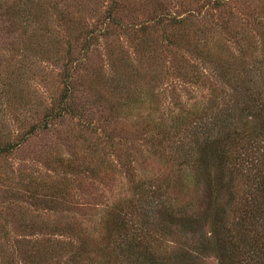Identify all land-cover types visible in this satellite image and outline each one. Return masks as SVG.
<instances>
[{
	"label": "rangeland",
	"instance_id": "1",
	"mask_svg": "<svg viewBox=\"0 0 264 264\" xmlns=\"http://www.w3.org/2000/svg\"><path fill=\"white\" fill-rule=\"evenodd\" d=\"M262 102L264 0H0V264H129L123 212L159 264H219L200 245L222 207L250 227Z\"/></svg>",
	"mask_w": 264,
	"mask_h": 264
},
{
	"label": "trees",
	"instance_id": "2",
	"mask_svg": "<svg viewBox=\"0 0 264 264\" xmlns=\"http://www.w3.org/2000/svg\"><path fill=\"white\" fill-rule=\"evenodd\" d=\"M254 103L258 104L255 101ZM262 106L263 107L260 108H253L255 110L253 111V114L257 113V118L261 117V114L264 112V103ZM227 122L228 125L232 124L229 120ZM226 128L229 129V126ZM228 129L223 133L228 132ZM252 135L258 139L257 142H259L261 139L262 143H264V124L260 129L255 130ZM226 138V141H230V137L227 136ZM212 143L216 145L220 144L218 140H215L214 142L208 141V146L212 147ZM230 144L231 143L229 142V145L225 147L222 145V148H218L216 146V149L208 150L209 147L206 149V153H204L205 158H207V155L208 157H211L209 162L206 163V166H208L207 168H213L214 164L216 163L215 161H218L217 163L219 164L220 169H227L228 162L231 161L229 150L233 147V145ZM254 156L255 155L253 154V157ZM255 164H250L249 162L247 163V166L254 165L252 174L255 177L256 184L251 186L253 187L252 196L255 197L252 198L251 196L249 198L250 202L248 201L249 203L245 204V209L248 210L246 213L251 220L249 224L250 227L244 225V223L240 221L237 224L227 227L230 216L228 212L222 207V210L216 213L218 217L217 220L214 221L215 229L214 231H211L210 238L207 237L204 242V246L203 243L200 245L202 249L205 248L212 251L219 264H252V262H255L256 260L261 261V264L262 262L264 264V229H259L260 220L263 221L264 225V216L262 215L264 209V155H262L261 159L258 160V163L256 165ZM234 169H236V167H234ZM248 181L251 183L250 177ZM231 190L232 189L229 187H227L225 190L229 198H233V193ZM154 196L155 194L153 195V198ZM256 197L261 198L262 200H256ZM142 199L143 196L140 197L138 203H140ZM147 206L149 207L150 211H154L155 207L151 199L149 201V205ZM261 208L263 209L261 210ZM133 214L134 213L131 212H123L122 215L116 216V226L114 227L115 232L118 234L116 236H123L122 242L118 241V239L114 240L116 249L118 250L121 257H123L124 260L126 259L129 264H159L161 259L159 258V254L154 251V246L150 245L151 243L145 244L148 237L150 236L146 235V232L144 233V231L138 234L139 231L134 229L136 226L131 222V218L134 217ZM166 214V216L163 215L164 219L167 221V223H172L169 226L166 225V231H173L174 229L172 226H175V223H177V226L180 227V231L178 232L180 235H188L189 232H192V224L196 223L195 219L187 217L183 218L186 216V213L184 214V212L181 213L182 217H180V219L175 215L172 216L168 213ZM149 225L151 226V223H149ZM158 225V223L155 224V227L157 228ZM211 226H213V224ZM259 230L262 231L260 234L257 233ZM121 232L123 234H121ZM252 255L253 257H251ZM241 256L243 257L241 258ZM193 258L194 257L190 251L187 250L183 255L179 256L178 259H180L179 263L181 264H194Z\"/></svg>",
	"mask_w": 264,
	"mask_h": 264
}]
</instances>
